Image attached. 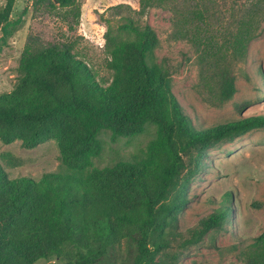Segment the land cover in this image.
I'll return each instance as SVG.
<instances>
[{
    "label": "trees",
    "instance_id": "trees-1",
    "mask_svg": "<svg viewBox=\"0 0 264 264\" xmlns=\"http://www.w3.org/2000/svg\"><path fill=\"white\" fill-rule=\"evenodd\" d=\"M17 1L0 7V50L22 23L13 20ZM228 1L234 18L229 27L222 0H139V10L112 7L127 15L105 34L102 66L109 77L73 37L81 7L74 0L50 3L68 8L58 17L69 34L47 45L29 37L19 82L0 93V140H20L26 149L55 140L67 171L12 178L0 163V264H118L125 249L129 264H180L169 250L168 230L187 203L191 180L205 170L210 148L264 127V115L197 128L157 62V33L142 18L152 8L174 7V38L197 48L205 85L222 102L237 91L231 68L246 57L260 15V6L233 14L240 0ZM150 124L157 134L144 156L93 167L103 148L102 130L132 138ZM229 195L184 246L229 223ZM243 255L247 264H264V231Z\"/></svg>",
    "mask_w": 264,
    "mask_h": 264
},
{
    "label": "rangeland",
    "instance_id": "rangeland-1",
    "mask_svg": "<svg viewBox=\"0 0 264 264\" xmlns=\"http://www.w3.org/2000/svg\"><path fill=\"white\" fill-rule=\"evenodd\" d=\"M52 1H17L13 20L22 23L0 50V93L13 90L19 82L20 57L30 36L47 45L61 38V34H69L67 26L58 17L68 8L53 9ZM74 1L75 7H81V17L73 37L101 75L109 77L102 66L105 34L109 26L117 27L121 18L127 15L124 12L117 14L111 8L125 4L139 10V0ZM4 4L5 0H0L1 8ZM230 5L232 2L222 0L219 7L225 14L223 22L227 27L234 19L230 17ZM256 6H260L256 36L246 57L231 68L237 91L231 99L222 102L205 85L204 67L197 48L189 41L174 38V7L152 8L142 18L156 31L157 62L167 71L173 94L197 128H207L240 116L264 115V0H240L235 3L233 14ZM156 134L153 124L132 138L102 130L99 138L103 148L94 158L93 167L103 168L134 156H144ZM0 163L12 178L40 179L45 173L67 171L55 140L33 149L24 148L20 140L10 144L0 140ZM227 195L231 196L233 209L229 223L222 229L210 231L198 244L184 246L192 230L220 209ZM186 199L178 220L168 230L169 250L177 254L180 264H247L244 252L264 231V127L249 129L210 148L206 168L191 180ZM129 260L125 249L118 264H129Z\"/></svg>",
    "mask_w": 264,
    "mask_h": 264
}]
</instances>
